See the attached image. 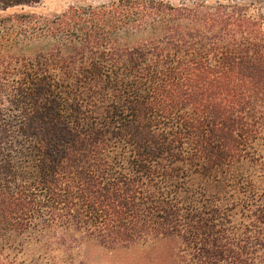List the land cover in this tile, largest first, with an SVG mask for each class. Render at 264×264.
<instances>
[{
  "label": "trees",
  "instance_id": "1",
  "mask_svg": "<svg viewBox=\"0 0 264 264\" xmlns=\"http://www.w3.org/2000/svg\"><path fill=\"white\" fill-rule=\"evenodd\" d=\"M69 229L264 264V28L248 3L0 13V264H27L17 237Z\"/></svg>",
  "mask_w": 264,
  "mask_h": 264
},
{
  "label": "rangeland",
  "instance_id": "2",
  "mask_svg": "<svg viewBox=\"0 0 264 264\" xmlns=\"http://www.w3.org/2000/svg\"><path fill=\"white\" fill-rule=\"evenodd\" d=\"M114 0H40L36 4L24 5L3 13L31 12L37 15L51 16L60 14L69 7L98 6ZM174 5L192 3L200 0H165ZM221 1V0H212ZM246 2L250 13L260 14L264 28V0H224ZM147 38L146 35L132 37V41ZM66 240L63 243L50 239L48 242L35 244L27 236L17 237L23 242L24 252L16 256L18 261L25 258L27 264L36 261L39 264H184L185 260L180 252V240L174 236H158L146 241H136L130 244L108 247L100 244L96 239L81 238L73 229L64 231ZM40 254V255H39ZM31 259V262L29 260ZM33 260V261H32Z\"/></svg>",
  "mask_w": 264,
  "mask_h": 264
}]
</instances>
